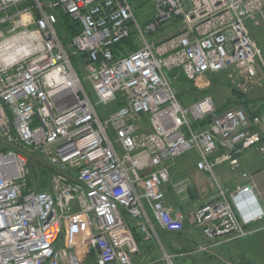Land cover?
I'll return each mask as SVG.
<instances>
[{
	"label": "built area",
	"instance_id": "obj_1",
	"mask_svg": "<svg viewBox=\"0 0 264 264\" xmlns=\"http://www.w3.org/2000/svg\"><path fill=\"white\" fill-rule=\"evenodd\" d=\"M150 2L143 29L129 0H0V136L12 149H0V264H82L86 255L94 264H133L139 247L123 210L145 241L155 237L147 208L165 231L184 229L165 205L172 162L195 150L197 170L214 177L217 166L238 168L248 150L264 160V111L250 117L234 106L219 114L210 97L187 109L167 76L180 72L202 87L208 76L227 74L243 94L264 85L262 51L248 28L264 23V0ZM59 12L81 27L68 45ZM167 23L180 27L147 39ZM132 30L140 47L116 59L113 48ZM83 55L85 80L72 62ZM117 102L103 119L99 107ZM25 154L53 168L51 192L29 188ZM178 185L184 193L186 183ZM253 192L254 185L218 187L196 209L193 220L210 242L196 252L248 236L245 226L262 216ZM245 198L257 213L251 218L236 208Z\"/></svg>",
	"mask_w": 264,
	"mask_h": 264
},
{
	"label": "crops",
	"instance_id": "obj_2",
	"mask_svg": "<svg viewBox=\"0 0 264 264\" xmlns=\"http://www.w3.org/2000/svg\"><path fill=\"white\" fill-rule=\"evenodd\" d=\"M132 6L137 19V7L135 5ZM152 16L146 21L147 23L151 20ZM157 39L155 37L149 40L156 41ZM136 42L138 43L137 40H134L132 45H128L127 43L126 45L123 44L125 46L120 45L119 47L124 49L123 53H121L122 51L119 50V47L116 50L121 55L135 52L138 49V45L135 44ZM199 100L201 99H198L197 102ZM99 113L102 117L103 113L100 111ZM194 124L195 130L202 128L200 124ZM188 153L169 165L171 180L164 186L166 207L172 215H181L183 217L184 229L182 232L171 233L165 231L156 222L151 211L147 208L152 220L155 237L145 241L141 230L137 226V221L123 210L125 222L131 229L139 247V253L132 258L133 264H168L165 261L166 254L172 256L171 264H233V261L239 258L240 254L244 256L243 258L247 255L250 256V251L243 252L240 248L238 244L240 239L219 242L209 251L196 252L197 247L210 245V242L205 237L203 229L195 224L193 220L194 213L198 207L213 201L217 197L218 187L227 189L233 193L238 189L254 185V198L258 204V208L262 212V216L245 226V230L249 234L242 239H248L251 234L264 229V178H258V176L264 173V160L261 155L254 149L248 150L238 157V168L233 169L230 164L225 163L214 169V173L218 169L219 172L213 177L208 173H202L197 170V162L199 160L197 151L193 156L186 157ZM221 154L222 150L214 154L210 160H214ZM225 165H228L229 175L223 170V166ZM212 178L219 180L218 185H214ZM180 182H185L187 185L186 191L182 194L178 193V184ZM49 192H51V178ZM249 202L253 203L252 199L245 198L239 200L236 204L237 211L244 218H247L248 209L251 208ZM261 202L263 205L260 204ZM247 204L249 206H246ZM263 246H259L261 250L264 249ZM260 249L252 252L251 257H249V259L252 258V261L247 260L242 264H264Z\"/></svg>",
	"mask_w": 264,
	"mask_h": 264
},
{
	"label": "rangeland",
	"instance_id": "obj_3",
	"mask_svg": "<svg viewBox=\"0 0 264 264\" xmlns=\"http://www.w3.org/2000/svg\"><path fill=\"white\" fill-rule=\"evenodd\" d=\"M137 1L138 3L140 1L141 3L138 4L137 6L138 10H137L136 16H137L139 25L144 29L147 23L146 21L150 19V17L154 14V7L152 3L150 2V0H137ZM179 27H180V24L167 23L161 29H159L157 33L152 34V35H147V39H151L155 37L158 38L157 40L164 39L168 35L173 33L174 31L178 30ZM248 28L250 29L252 37L254 38L259 48L261 49L262 58L264 60V23L261 20L249 22ZM132 37L134 40L138 41V43L136 42L135 44H137L138 47H140L141 43L139 41L138 33L136 31L132 30ZM167 76H168V80L170 81V83L172 84V86L174 87L177 93L180 103L183 105V107L187 109L190 108L197 99L211 97L217 107V113L220 114L226 108L231 106V102L236 97V93H234V91L239 93L244 98L252 100L254 103V106H253L254 111H257L258 109L259 110L264 109V85L259 84L255 86L256 88H252L251 89L252 92H250L249 94H243L242 92L236 90L229 82H226V80L228 79L227 74H220L218 76L207 77L206 78L207 84H203L202 87L194 83L190 84L189 81H186L184 76L178 75V72H175V71L167 73ZM82 80H85L84 73L82 74ZM84 85L87 91L90 93L91 97L95 99V95H94V92L92 91L90 84L87 82H84ZM112 106L113 105H105V106L99 107V111L103 113V116H102L103 119H105V117H108L106 114H108L111 111ZM236 106H242V105H236ZM194 125L195 124L192 123L193 127ZM0 148L1 150H4L5 152L12 150L10 147H8L6 142L2 140L1 136H0ZM195 153L196 151L192 150L188 153L186 157L193 156ZM25 155L27 159L30 160L31 157L29 156L31 155L30 154H25ZM227 166L228 165L223 166L224 167L223 170L229 175L230 171L228 170ZM218 172H219V169L215 171L214 175L215 174L217 175ZM258 178H264V173L258 176ZM212 182L214 183V185H218L219 180L218 179L215 180L214 178H212ZM260 204L263 205L262 202ZM74 210L76 211V209ZM256 214H257L256 210L253 207V209H248V214L246 215V217L251 218L255 216ZM263 227H264V223H263ZM59 243H60V248H65L64 246L65 233L62 236L61 241ZM238 244L243 252L250 251V256L247 255L245 256V258H243L244 256L240 254L239 258L233 261V264H242V263H245L247 260L252 261L251 260L252 258L249 259V257H251L252 252H256V250L260 249L259 246L264 245V229L258 230L257 232L251 234L248 237V239H240ZM260 251H261L260 253L264 260V249L263 250L260 249ZM82 264H94V263L92 259H88V256L86 255L83 258Z\"/></svg>",
	"mask_w": 264,
	"mask_h": 264
},
{
	"label": "trees",
	"instance_id": "obj_4",
	"mask_svg": "<svg viewBox=\"0 0 264 264\" xmlns=\"http://www.w3.org/2000/svg\"><path fill=\"white\" fill-rule=\"evenodd\" d=\"M129 1L132 5H135L136 7L138 6V4L141 3L140 1H139V3L137 1H134V0H129ZM137 10H138V8H137ZM58 19H59V22L57 25V31H58L63 43L65 45H67L72 40L73 37H75L76 35L81 33V27L79 26V24L74 22L70 17H68L67 15H64L63 13H58ZM133 42H134V39H133L132 34H131V36L128 39L124 40L122 43L115 46L113 48V54H114L115 58L118 59V58H121L122 56L125 55V54L121 55L116 50L120 45H123V44L126 45V43L128 45H132ZM125 45H123V46H125ZM119 50L122 51L121 53L124 52V49H122V47H119ZM84 59H85V55L78 56V57L76 56L72 60L73 65L79 74H81L83 71ZM180 76H183V75L180 74ZM186 81H188V80L186 79ZM189 83L192 84L191 82H189ZM234 93H236V97L231 102V106H229L226 109L224 108L225 110L232 108L233 106H236V105H242V106H244V108L246 109V111L250 117H252L258 113H261L264 110V109H262V110L258 109L257 111H254V109H253L254 103L252 100L244 98L243 96H241L236 91H234ZM120 106H121L120 102H117L114 106H112L111 111L112 112H113V110L115 111ZM30 155L31 156H29V157H31V158L29 160V165H30L31 173H30L29 178H28L29 188H31L32 190H34L36 192H49L50 191V178L54 172L53 168H51L48 164L42 162L40 160V158H38L37 156H35L33 154H30Z\"/></svg>",
	"mask_w": 264,
	"mask_h": 264
},
{
	"label": "bare ground",
	"instance_id": "obj_5",
	"mask_svg": "<svg viewBox=\"0 0 264 264\" xmlns=\"http://www.w3.org/2000/svg\"><path fill=\"white\" fill-rule=\"evenodd\" d=\"M249 204L251 205L250 207V209H253V206H252V204L249 202ZM246 206H249L248 204L246 205ZM255 209V208H254Z\"/></svg>",
	"mask_w": 264,
	"mask_h": 264
}]
</instances>
